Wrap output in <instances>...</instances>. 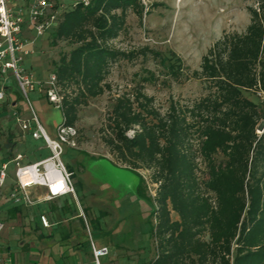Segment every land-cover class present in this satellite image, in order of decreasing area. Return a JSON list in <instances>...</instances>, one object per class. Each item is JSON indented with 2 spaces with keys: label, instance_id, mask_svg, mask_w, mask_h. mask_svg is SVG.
I'll list each match as a JSON object with an SVG mask.
<instances>
[{
  "label": "trees",
  "instance_id": "obj_1",
  "mask_svg": "<svg viewBox=\"0 0 264 264\" xmlns=\"http://www.w3.org/2000/svg\"><path fill=\"white\" fill-rule=\"evenodd\" d=\"M255 2L245 31L224 34L186 76L201 80L206 95L191 105L171 99L164 113L141 89L112 99L103 142L129 171H150L156 185V255L146 264H264V131L257 133L264 104L255 96L258 86L264 92V0ZM129 12L143 18L140 0L79 2L47 32L51 46H70L53 62L66 125L75 126L80 108L111 90L114 64L160 56L112 45ZM182 72L176 57L168 73L177 80ZM140 181L137 194L146 198ZM92 225L98 229V219Z\"/></svg>",
  "mask_w": 264,
  "mask_h": 264
},
{
  "label": "rangeland",
  "instance_id": "obj_2",
  "mask_svg": "<svg viewBox=\"0 0 264 264\" xmlns=\"http://www.w3.org/2000/svg\"><path fill=\"white\" fill-rule=\"evenodd\" d=\"M140 2L144 7L143 18L140 20L129 12L126 29L112 45L123 50L148 47L160 56L148 53L147 57L139 56L133 61L120 60L112 66L107 78L111 90L80 108L75 124L78 130L77 148L66 147L62 156L64 164L73 172L76 198L67 196L65 200L42 202L16 211L10 208L8 187L0 188V220L5 226L2 234H6L1 235V239L6 240L4 244L10 253H15L17 247L24 243L45 249L51 264L59 259L68 263L72 257L79 261L80 254L74 250L76 254L72 255L70 249L71 246L76 249L79 239L73 235L68 240L60 239L58 231L65 226L77 232L84 247H88V231L81 217L88 225L95 244L100 246L103 243L109 248V255L102 259L103 264H146L155 257L156 246L150 237V230L155 223L152 211L156 185L150 181V171H129L102 140L101 129L111 109L112 99L116 95L131 94L141 89L154 98V107L161 113L166 111L171 99L177 100L180 105H191L207 91L201 80L186 76L193 70H199L202 56L224 34L245 31L250 22L247 8H256L257 4L255 0ZM69 49L65 42L51 46L48 33H45L36 38L34 53L25 58L23 66L36 78L46 79L54 71L53 62ZM176 57L183 67L182 76L177 80L168 73V65ZM7 84L13 94L20 97L19 104L23 109H27L14 79L8 80ZM28 96L47 134L53 137L54 125L62 121L61 111L48 104L37 92ZM10 125L6 122L0 124V159L5 158L2 161L10 158V150L15 155L23 154L28 161L49 155L42 140L21 137L15 132V125L10 130L15 145H9ZM132 134V130L126 133L127 136ZM9 168L13 173V166ZM140 177V186L146 198L137 194ZM32 195L39 194L35 190ZM41 213L49 218L52 224L49 229L40 226L38 216ZM96 219L100 224L98 229L92 225Z\"/></svg>",
  "mask_w": 264,
  "mask_h": 264
},
{
  "label": "built area",
  "instance_id": "obj_3",
  "mask_svg": "<svg viewBox=\"0 0 264 264\" xmlns=\"http://www.w3.org/2000/svg\"><path fill=\"white\" fill-rule=\"evenodd\" d=\"M79 2L87 6L90 0H0V123L15 124L22 136L42 140L49 151L48 156L36 161L26 160L23 154H12L8 160L0 162V188L5 187L8 179L13 182L7 199L16 207L28 208L67 196L76 198L73 173L62 161V156L66 147L77 148L78 130L63 120L56 126L53 137L47 134L28 95L37 92L48 104L61 109L56 75L52 72L46 79H38L24 68L23 63L34 53L36 38L52 30L59 15ZM11 78L26 101L27 109L23 111L8 99L7 83ZM255 96L264 104V92L259 86ZM262 124L258 134L264 131V122ZM10 165L14 168L13 173L9 170ZM39 188L45 189V193L33 196V191ZM38 218L43 228L51 227L46 214L41 213ZM85 225L90 247L87 264H103L102 259L109 255V248L97 246ZM3 229L4 223L0 221V233Z\"/></svg>",
  "mask_w": 264,
  "mask_h": 264
},
{
  "label": "crops",
  "instance_id": "obj_4",
  "mask_svg": "<svg viewBox=\"0 0 264 264\" xmlns=\"http://www.w3.org/2000/svg\"><path fill=\"white\" fill-rule=\"evenodd\" d=\"M7 86H9V85L7 84ZM8 99L12 101V104L16 105L17 109L22 110V111L24 110L23 107L19 104L20 97L18 95L13 94V90L10 86L8 89ZM4 122H6L9 125L11 123L8 121H2L0 124H3ZM13 125H15V124L11 123V125L8 126V129L10 132L8 134V136L11 135V133H12L10 130L13 129ZM15 129H16L15 132L17 131L18 133H20L21 137L29 136V135L22 136L21 132L19 131V129L16 125H15ZM8 144L9 145H15V141H14L13 136H12V143H8ZM12 154L13 153L10 150L8 152V157H10ZM2 159H5V158H2ZM2 159H0L1 160L0 162H2ZM3 161H6V160H3ZM12 185H13V182L10 179H8L7 183L5 185L8 187V190L10 189V187ZM36 191L38 192V194L45 193V189H43V188H39ZM60 199L65 200L66 197L60 198ZM56 200H59V199H56ZM10 204H11L10 208H12V209L17 208L16 206L12 205L11 202H10ZM18 208L21 209L23 207H18ZM40 226H41V224H40ZM43 229H45V228H43ZM3 231H4V229L0 233V264H51V261L49 260V255L45 254V249H40L38 246L30 247V246H27L23 243V244H21L20 247H17L15 253H10L9 250L6 249V245L4 244V242H6V240L1 239V235L2 236L6 235V234H4V235L2 234ZM58 235H59L60 239H63V240H68L69 238L72 237V235L76 236V238L79 239V241H77V243L75 244L76 249H74V247L71 246V248H70L72 250L71 254L73 255L75 252L74 250H77L76 252H78L80 254L81 258L78 261L77 258L74 259L72 257V258H70L68 263H65V261L59 259V260H56V262H53V264H87L90 261V248H89V246L86 248L84 247V243L81 240L80 235L77 232L74 233V232L70 231L67 227L64 226V227H61L59 229ZM77 239H75V240H77ZM73 240H74V237H73ZM101 245L107 246L103 243H101L100 246Z\"/></svg>",
  "mask_w": 264,
  "mask_h": 264
},
{
  "label": "water",
  "instance_id": "obj_5",
  "mask_svg": "<svg viewBox=\"0 0 264 264\" xmlns=\"http://www.w3.org/2000/svg\"><path fill=\"white\" fill-rule=\"evenodd\" d=\"M52 106V105H51ZM53 107V106H52ZM57 109V108H56ZM58 110H60V109H58ZM61 111V110H60ZM62 114V113H61ZM63 122V116H62V121L60 122V123H62ZM59 123V124H60ZM59 124H56V125H54V131H55V128H56V126H58ZM262 127H263V124H261L260 126H259V130H261L262 129Z\"/></svg>",
  "mask_w": 264,
  "mask_h": 264
}]
</instances>
